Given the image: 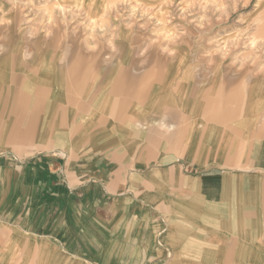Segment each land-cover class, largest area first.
Returning a JSON list of instances; mask_svg holds the SVG:
<instances>
[{
  "label": "crops",
  "instance_id": "crops-1",
  "mask_svg": "<svg viewBox=\"0 0 264 264\" xmlns=\"http://www.w3.org/2000/svg\"><path fill=\"white\" fill-rule=\"evenodd\" d=\"M200 3L62 0L72 37L0 0V264H264V72Z\"/></svg>",
  "mask_w": 264,
  "mask_h": 264
},
{
  "label": "rangeland",
  "instance_id": "rangeland-1",
  "mask_svg": "<svg viewBox=\"0 0 264 264\" xmlns=\"http://www.w3.org/2000/svg\"><path fill=\"white\" fill-rule=\"evenodd\" d=\"M142 1L143 0H104V2H110L112 5L119 4L117 7H114L113 11L108 12L112 17H115L116 15L122 19L132 18L133 20L139 21L148 17L146 16L148 15V12L140 10L139 7H137L133 13V8L137 4H141ZM198 1L205 2V0ZM8 2H11L12 7L16 2L18 6H21L20 8L22 12L20 16L18 14L19 12L8 10L7 17L13 21V25L15 21H21V24L17 27L11 26V33L16 31L19 34L22 33L24 35H53L57 32L59 33V30H64L65 35H72V37L95 34L94 31L96 30V27L92 26L83 28L76 26L75 23H69V18H77L78 12L62 11L61 8H52L50 21L49 16L42 10L41 6L48 5L51 8L52 5L61 3L62 0H8ZM86 2H91V0H86ZM219 2L232 4L242 3V41H233L232 43L226 41V38H223V43L218 44V48H221V50L242 49V66L248 70H252L254 67H260L263 68L264 72V39H261L264 38V0H219ZM256 5L259 10L250 11L253 8H256ZM239 13V11L227 10V15H224L221 12L215 11V19H218L225 24L228 19L238 18ZM63 19H67L68 22H66L67 26L62 28L59 26V22ZM227 29H231V34L238 36L239 30L235 27H222L220 31H225ZM254 37L258 40L255 48L250 44V40ZM225 44H227L226 49Z\"/></svg>",
  "mask_w": 264,
  "mask_h": 264
},
{
  "label": "clouds",
  "instance_id": "clouds-1",
  "mask_svg": "<svg viewBox=\"0 0 264 264\" xmlns=\"http://www.w3.org/2000/svg\"><path fill=\"white\" fill-rule=\"evenodd\" d=\"M76 6L79 7V5H76ZM113 6L114 5H109V7H113ZM13 7H15V5H13ZM137 7H140V5H136L133 8V13L135 12V9ZM188 7H194V5L193 4L185 5V8H188ZM199 7L205 10L211 8V9H214L215 11L223 13L224 15H227V7H228L227 4L219 2V0H210V2L209 0H205V2L200 3ZM41 8L49 16L50 21H51V16H52V10H51L52 8H61L62 11L64 10L63 6L59 3L52 5L51 8L48 5H42ZM206 19H207L206 16L201 17V20H206ZM0 22H9V21H0ZM161 23H164V21H161ZM159 36H163L165 39L171 41L177 38L178 33L175 30L162 31L158 34V38ZM236 38H238V36ZM261 39H264V38H261ZM257 43H258V40L255 37L250 40V44L253 48L256 47ZM93 47H95V45H93ZM226 48H227V44H225V49ZM216 51H221V49L217 48ZM224 55H227V51H224Z\"/></svg>",
  "mask_w": 264,
  "mask_h": 264
}]
</instances>
